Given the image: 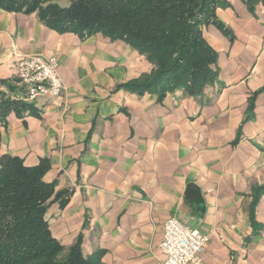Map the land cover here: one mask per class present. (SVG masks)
<instances>
[{
	"label": "crops",
	"instance_id": "0c3cea01",
	"mask_svg": "<svg viewBox=\"0 0 264 264\" xmlns=\"http://www.w3.org/2000/svg\"><path fill=\"white\" fill-rule=\"evenodd\" d=\"M223 1L215 16L226 32L201 26L217 79L199 95L162 97L116 88L153 67L126 42L0 9L2 92L14 93L17 54L59 61L60 96H38L31 114L8 112L0 157L48 159L44 181L66 192L51 197L45 219L64 247L81 235L82 254L100 251L101 264H162L163 222L176 217L208 235L201 264H264V194L254 225L248 210L252 187L264 184V4L250 13Z\"/></svg>",
	"mask_w": 264,
	"mask_h": 264
},
{
	"label": "trees",
	"instance_id": "16d2710c",
	"mask_svg": "<svg viewBox=\"0 0 264 264\" xmlns=\"http://www.w3.org/2000/svg\"><path fill=\"white\" fill-rule=\"evenodd\" d=\"M241 1L250 13L264 4V0ZM223 4V0H0V9L35 12L49 28L71 31L80 38L101 32L126 42L153 67L116 88L136 94L154 91L162 97L167 90L177 89L199 95L217 79L216 52L206 43L201 26L211 22L226 32L215 16ZM259 91L248 99V116ZM10 111L22 116L33 113V107L30 101L0 90L1 123ZM48 168L45 157L33 166L18 156L0 157V264H101L100 251L82 254L81 235L68 247L52 236L46 209L52 196L57 199L66 191L55 193V183L44 181ZM262 194L264 184L252 187L248 210L253 225Z\"/></svg>",
	"mask_w": 264,
	"mask_h": 264
},
{
	"label": "built area",
	"instance_id": "2783aa9c",
	"mask_svg": "<svg viewBox=\"0 0 264 264\" xmlns=\"http://www.w3.org/2000/svg\"><path fill=\"white\" fill-rule=\"evenodd\" d=\"M13 96L32 101L38 96L59 97L64 89L55 56L41 54L16 55ZM208 235L183 224L176 217L163 222L159 249L162 264H201V256Z\"/></svg>",
	"mask_w": 264,
	"mask_h": 264
},
{
	"label": "rangeland",
	"instance_id": "374dc122",
	"mask_svg": "<svg viewBox=\"0 0 264 264\" xmlns=\"http://www.w3.org/2000/svg\"><path fill=\"white\" fill-rule=\"evenodd\" d=\"M62 3H64L65 2V0H60Z\"/></svg>",
	"mask_w": 264,
	"mask_h": 264
}]
</instances>
